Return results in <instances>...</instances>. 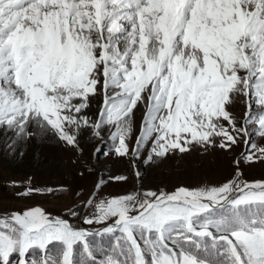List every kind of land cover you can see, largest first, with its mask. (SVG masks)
Wrapping results in <instances>:
<instances>
[{
  "label": "snow or ice",
  "instance_id": "6c2138e0",
  "mask_svg": "<svg viewBox=\"0 0 264 264\" xmlns=\"http://www.w3.org/2000/svg\"><path fill=\"white\" fill-rule=\"evenodd\" d=\"M238 98L242 123L228 111ZM250 126L264 138V0H0V132L13 144L78 147L82 129L108 127L117 156L147 148L146 163L241 142L240 159L264 160ZM102 183L83 204L97 229L40 206L0 216V264H264V181L98 198Z\"/></svg>",
  "mask_w": 264,
  "mask_h": 264
},
{
  "label": "rangeland",
  "instance_id": "374dc122",
  "mask_svg": "<svg viewBox=\"0 0 264 264\" xmlns=\"http://www.w3.org/2000/svg\"><path fill=\"white\" fill-rule=\"evenodd\" d=\"M241 100L238 98L228 108L240 123L246 110ZM102 103V95L92 99L90 107L85 110L90 120L98 118ZM143 112V108L135 110L133 133L127 141L130 151L136 146ZM249 131V142L264 147V138L251 126ZM77 142L78 147L70 146L51 134H38L13 144L11 133L4 135L0 132V216L40 206L46 213L68 219L76 227L97 229L101 225L83 224V204L101 182L98 198L144 190L172 192L181 186L188 189L220 186L237 178L240 182L264 181V160L254 158L248 162L240 159L241 153L245 151L243 142L230 150L218 146L207 149L197 146L180 153L177 149L155 163L145 162L147 148L141 151L138 159L131 155L117 156L108 127L101 129L100 137L93 136L92 130L85 127L80 131ZM137 172L140 173L139 177ZM117 176L127 179H112ZM28 188L40 189L41 192L22 195ZM49 188L53 190L51 193L48 192ZM69 208L78 210L80 214L70 217ZM104 238L101 242L105 243Z\"/></svg>",
  "mask_w": 264,
  "mask_h": 264
},
{
  "label": "trees",
  "instance_id": "16d2710c",
  "mask_svg": "<svg viewBox=\"0 0 264 264\" xmlns=\"http://www.w3.org/2000/svg\"><path fill=\"white\" fill-rule=\"evenodd\" d=\"M96 239L99 240V237H97ZM109 239H110L109 237L104 238L105 244L109 241ZM102 243H104V242H102ZM12 259H13V261H15V259H16L15 256Z\"/></svg>",
  "mask_w": 264,
  "mask_h": 264
}]
</instances>
